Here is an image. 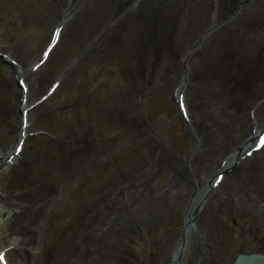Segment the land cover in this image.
I'll list each match as a JSON object with an SVG mask.
<instances>
[{
  "label": "rangeland",
  "instance_id": "374dc122",
  "mask_svg": "<svg viewBox=\"0 0 264 264\" xmlns=\"http://www.w3.org/2000/svg\"><path fill=\"white\" fill-rule=\"evenodd\" d=\"M37 1L32 10L42 16H29L27 0H4V7L0 0V14L7 11L11 22L0 31V52L14 55L25 70L39 60L63 12L76 16L66 28L75 29L73 37H64L45 73L30 77L36 91L31 101L88 51L58 96L30 114L31 132L41 119L54 135L29 139L11 166L6 159L15 146L19 103L0 93V249L14 248L10 264H170L194 186L212 181L228 154L245 144L251 118L264 126V0H244L240 12L217 27L219 0ZM173 13L179 19L174 48L155 40L146 60L133 62L148 19L161 30ZM16 22L24 27L15 33ZM125 44L134 57L123 55ZM188 54L191 131L184 128L173 91ZM73 89L85 100L78 132L87 134L94 151L88 146V152L75 154L67 146L75 129L61 106ZM53 138L63 150L50 154ZM118 156L127 157L121 166ZM225 177L206 198L183 264H230L238 251H264V151Z\"/></svg>",
  "mask_w": 264,
  "mask_h": 264
},
{
  "label": "bare ground",
  "instance_id": "6f19581e",
  "mask_svg": "<svg viewBox=\"0 0 264 264\" xmlns=\"http://www.w3.org/2000/svg\"><path fill=\"white\" fill-rule=\"evenodd\" d=\"M184 88L185 87H182L180 89V91H183ZM256 125L258 126L257 129L260 130L261 126H259V124H256ZM253 136H254L253 132L250 131L249 135H247L248 142L246 143L245 147L246 146L248 147L249 143L253 139ZM243 139H245V137ZM235 154L238 155L239 152L235 153ZM237 155H233V157H231L229 159L228 163L225 166H221V168L227 170L231 165H233L234 160L237 157ZM238 157H240V155ZM263 186H264V183H263ZM208 192H209V188L208 187H204L201 190L200 194H198V196L195 197V199H194V201H193V203H192V205L190 207V211H189V213L186 216L185 221H184V223H185L184 224V226H185V228H184L185 239L182 241V243H181L182 245L178 246V248H177V250H176V252H175V254L173 256L174 257L173 264H178V257H179V255L181 253V250H183V254H185V252H186V249H187V246H188V239L187 238H188L189 234L191 233V231L194 230V227H195L194 223L198 224V222H197L198 218H200V216L202 215V213H200L201 212V207L200 208H197V207L200 206L204 195H206ZM263 199H264V193H263ZM261 218H264V211H262ZM204 238L206 239V241H210V240L213 239L212 232H211V230L209 228H206V230L204 232Z\"/></svg>",
  "mask_w": 264,
  "mask_h": 264
},
{
  "label": "water",
  "instance_id": "95a60500",
  "mask_svg": "<svg viewBox=\"0 0 264 264\" xmlns=\"http://www.w3.org/2000/svg\"><path fill=\"white\" fill-rule=\"evenodd\" d=\"M236 264H264V258L258 256L241 257Z\"/></svg>",
  "mask_w": 264,
  "mask_h": 264
},
{
  "label": "snow or ice",
  "instance_id": "6c2138e0",
  "mask_svg": "<svg viewBox=\"0 0 264 264\" xmlns=\"http://www.w3.org/2000/svg\"><path fill=\"white\" fill-rule=\"evenodd\" d=\"M24 90L27 91V85H25V89ZM0 260H4V254H0ZM4 264H7L6 260H4Z\"/></svg>",
  "mask_w": 264,
  "mask_h": 264
}]
</instances>
